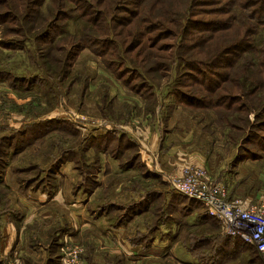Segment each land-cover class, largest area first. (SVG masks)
Returning <instances> with one entry per match:
<instances>
[{
  "label": "rangeland",
  "instance_id": "374dc122",
  "mask_svg": "<svg viewBox=\"0 0 264 264\" xmlns=\"http://www.w3.org/2000/svg\"><path fill=\"white\" fill-rule=\"evenodd\" d=\"M43 8L44 5L42 11ZM66 22L67 31L78 33L79 21ZM19 25L26 29L28 23ZM9 26L16 27L15 23ZM3 29L0 23V240L4 248H0V258H9L6 264H105L107 260L114 264H188L185 260L208 264L203 256H207L210 241L197 245L198 231H209L204 236L215 239L214 244L223 241L224 236L236 237L226 232L222 220L201 201L177 191L169 176L184 164H199L211 181L221 182L229 201L260 205L264 199V155L235 163L240 136L226 125L222 118L226 116L210 107L177 102L171 92L177 62L173 50H168L173 65L169 63L166 69L148 75L154 92L149 96L125 85L124 78H130V73L118 77L113 72L117 69L104 66L100 56L88 47L81 48L69 69L62 73L61 52L46 54V58L40 55L34 38L36 27L28 32L25 43L13 37L18 32L5 38L7 29ZM260 32L264 34L263 30ZM13 39L23 44L8 46L6 41L15 42ZM161 39L159 44L164 43L163 47L175 42L172 37ZM126 55L130 58V54ZM56 115L69 123L43 131L52 124L32 127L34 122ZM250 117L253 119L252 114ZM113 128L118 129L116 134L124 131L135 144L117 146L115 138L97 136ZM4 137L10 138L5 144L24 145L10 154V147H3ZM170 144L178 147L174 152L176 159L173 157L171 162L164 155L161 160ZM122 147L130 150L120 154ZM135 151L139 160L132 158ZM193 151L201 155L205 165L187 160ZM142 153L144 157H140ZM59 158L63 160L57 164ZM141 159L148 161L149 166L143 165ZM91 172L92 183L89 178L85 180L90 187L94 185L90 188L94 193L89 196L91 192L78 185ZM129 178L144 190V195H151L145 204L148 211L140 216L143 220L145 215L149 217L145 230L119 229V237L112 231L106 234L105 227L111 222L98 227L90 220L102 214L97 208L101 204L137 203L134 199L123 201L126 197L121 189ZM238 181L241 183L235 186ZM246 183L260 194L248 200L245 195L235 194ZM89 206L96 208V215L89 212ZM108 210V206L104 207L103 216L111 220L120 212ZM200 216L210 218L206 224L210 227H192L191 223ZM7 224L19 231L14 240L18 238L20 242H13L5 251L9 240L3 237L4 243L1 237ZM126 234H130L127 239L133 247L140 244L138 250L133 249L136 254H129L125 243L121 247L120 237ZM162 240L166 245L158 247ZM249 245H244L243 250L248 258L241 257L240 250L241 258H210L209 264H224L226 260L228 264H247L249 260L251 264H264L256 247ZM187 246L195 247L196 254ZM57 258H61L59 262Z\"/></svg>",
  "mask_w": 264,
  "mask_h": 264
},
{
  "label": "trees",
  "instance_id": "16d2710c",
  "mask_svg": "<svg viewBox=\"0 0 264 264\" xmlns=\"http://www.w3.org/2000/svg\"><path fill=\"white\" fill-rule=\"evenodd\" d=\"M70 20L80 22L78 33L67 31L66 21ZM23 21L28 23L26 29L19 25ZM0 23L4 31L7 29L5 38L18 32L13 37L24 43L29 38H26L28 32L36 27L34 38L40 55L61 52L62 73L69 69L79 50L88 47L100 56L104 66L117 69L111 71L118 77L130 73V78H124L125 85L149 96L154 92L148 75L166 69L169 63L173 65L174 59L168 52L173 50L177 62L176 81L171 92L177 102L197 108L210 107L226 116L222 117L226 125L240 136L235 163L246 157H263L264 34L260 31H264V0H0ZM11 23L16 27L9 26ZM57 35L62 36L56 38ZM163 37L174 38V44L163 47L164 43L159 44ZM13 40L15 42L9 40L6 44L18 47L23 44ZM125 54H130V58ZM125 63L132 69H126ZM84 84L87 86V82ZM62 123L69 122L56 115L34 122L32 127L52 124L43 131L59 128ZM28 125L30 123H26ZM117 130L108 129L97 136L115 138L117 146L132 145L126 133L116 134ZM5 140L10 142V138L4 137L2 141L4 149L10 147V154L24 145L5 144L8 143ZM129 150L122 147L120 154ZM136 152L132 158L138 159ZM63 159L59 158L57 164ZM88 178L92 183L94 173L85 176L78 186L91 192L94 185L90 187L85 181ZM107 206L108 211H120L114 216L112 225L115 227L127 223L137 210L136 202L127 206L108 202L99 205L98 212ZM240 241L247 243L238 236H224L221 245L214 247L215 251L210 246L207 256H202L232 258V248ZM223 242L229 250L223 248ZM201 244L204 243L198 238L197 245ZM194 248L187 246L196 254Z\"/></svg>",
  "mask_w": 264,
  "mask_h": 264
},
{
  "label": "built area",
  "instance_id": "2783aa9c",
  "mask_svg": "<svg viewBox=\"0 0 264 264\" xmlns=\"http://www.w3.org/2000/svg\"><path fill=\"white\" fill-rule=\"evenodd\" d=\"M169 179L177 191L201 201L220 218L227 233L254 245L264 260V199L260 205L247 206L237 200L229 201L221 182L211 181L206 169L195 163L184 164Z\"/></svg>",
  "mask_w": 264,
  "mask_h": 264
},
{
  "label": "crops",
  "instance_id": "0c3cea01",
  "mask_svg": "<svg viewBox=\"0 0 264 264\" xmlns=\"http://www.w3.org/2000/svg\"><path fill=\"white\" fill-rule=\"evenodd\" d=\"M163 141H164V138H163ZM159 146H161L162 147V145H159ZM174 146H172V144H170V147H169V149L165 152V154L164 153H162L161 154V160L164 158L165 159V157H164V155L166 156V158H169L170 159V161L171 162H173L176 158H175V153L174 152H176V148H178V147H174ZM179 150H181V149H179ZM138 151H140V150H138ZM194 153H196L195 151H193L192 153H190L191 154V156H189L188 158H187V160H192V161H195V162H199V163H201V164H204L205 162L201 159V155L200 154H198V155H196V154H194ZM140 157H144V154L142 153V155L140 156ZM175 158V159H172V158ZM141 161L143 162V165L144 164H146V165H148L149 166V164H148V161H145L144 159H141ZM177 164V162H174V164L173 165H176ZM205 165V164H204ZM179 167V166H178ZM163 170H168V169H166V168H162ZM132 170V169H131ZM241 183V181L239 182L238 181V183H236V185L235 186H239V184ZM115 184L114 185H112V189H114L115 188ZM241 188H242V190H237L236 189V191H235V194H238V195H240V194H242V195H245L246 196V198L245 199H251L252 197H255V196H258L260 193L258 192V190L257 191H255L254 189H252L247 183H246V187H244L243 185L241 186ZM121 191H123V196L124 197H126V199L125 200H123V201H128V200H130V199H134V200H136L137 201V206H136V211L134 212V215L129 219V221H127V223H125L124 225H119V226H116V228H114L115 226H113L112 225V222H113V220H111L109 217H104L103 216V212H105V211H102L101 213L102 214H97L96 215V208H92L91 206H89L88 207V209H89V212L90 213H95V215L97 216L95 219L93 218L92 220H90V221H95L96 222V226H98V227H100L101 225L102 226H104L105 224H108L107 222H111L110 224H108L106 227H105V233L106 234H108L107 232L108 231H112L113 233H115L116 235H118V237H119V234H117V230H119V229H124V228H126L127 229V231H130V230H133V229H136V230H140V231H143V230H145V222H148V220H149V217L147 216V215H145L144 216V218H145V220H143L140 216L142 215V214H144V213H146L147 211H148V207L147 208H145V204L148 202H150V200H151V195H147V192L145 193V195H144V190L143 189H141V188H139L136 184H132V182H131V178H129L128 179V184H126L125 186H123L122 187V189H121ZM92 193H94V192H91L90 193V195L89 196H91V194ZM159 192L157 191V194H158ZM159 195V194H158ZM264 196V195H263ZM83 200H85V199H83ZM87 202V200H85V203ZM82 204H84V203H82ZM147 209V210H146ZM108 214H109V212H108ZM98 215H100V216H103V218L104 219H101L100 218V216H98ZM99 217V218H98ZM138 217H140V218H138ZM210 218H208V217H205V216H200L199 217V219H197L194 223H191V225H192V227H194V228H199V227H201V228H203L207 223H208V220H209ZM137 223H136V222ZM207 221V222H206ZM69 224V223H68ZM162 226V225H161ZM176 227V226H175ZM206 227H210V226H208V225H206ZM160 229H161V227H160ZM169 229H171V228H168V230ZM211 228H209V230H210ZM18 233H19V231H18ZM17 232H16V230H15V228L13 227V225L12 224H7L6 225V228L4 229L3 228V231H2V239H3V237H5L7 240H9L8 241V244L9 245H5V251H7L8 249H9V247H11L12 246V243L14 242V244L15 243H19L20 242V239H15L14 240V237H15V235L16 236H18L19 237V235L20 234H18ZM207 233H209V231H203V230H200V231H198L197 232V234L198 235H195L197 238H201L202 239V241L203 242H207V243H209V241H210V246H214V247H219V245H221L220 244V242H217V243H215L214 244V241H215V239L213 240V238L212 237H208V236H204V234H207ZM167 234V232L165 233V235ZM192 234V233H191ZM130 234H126L125 236H123V237H120V239H121V247L123 246V243H125L126 245H127V248H128V250H130L131 252L129 253V254H136L135 252H134V250L133 249H136V250H138V246H140V244H137V245H135V247H133L132 245H131V243L128 241V239H127V236H129ZM178 235V234H177ZM179 236V235H178ZM5 238L3 239L4 240V243H5ZM158 241V240H157ZM167 241V240H166ZM166 241H165V243H166ZM245 242V241H244ZM228 243H229V246L230 247H232V245H231V243H230V241H228ZM238 244V246H236V247H234V248H232L233 249V253H232V258H241L242 256H243V258H248V256H245L244 254H245V252L243 251L244 250V248H245V246L244 245H249V244H247V243H243V242H239V243H237ZM16 245V244H15ZM158 245V247H164L166 244H164V240H162V242H160V244H157ZM251 245V244H250ZM249 245V246H250ZM229 246H227L224 242H223V248L224 249H227V250H229L230 248H229ZM3 247V245H2V242H1V240H0V248L1 249H3L4 250V248H2ZM35 248V247H34ZM39 250H43L41 247H37ZM255 249V248H254ZM242 251V253H241V257H239V254H240V252L239 251ZM256 250V249H255ZM34 252H36V250H33ZM257 251V250H256ZM258 252V251H257ZM43 253V252H42ZM227 253H225V255H226ZM258 254H259V256L262 258V256L260 255V253L258 252ZM163 255V254H162ZM161 255V256H162ZM3 256V255H2ZM2 256H1V258H0V264H6V262H8L10 259L9 258H2ZM7 257V256H6ZM192 258V257H191ZM163 259V258H162ZM206 260H207V262H209V260L206 258ZM185 262H187L188 264H191L192 262H191V260H185ZM238 262V260L236 259L235 260V263H237ZM246 263L247 264H251L252 262L249 260L248 262L246 261ZM105 264H114V263H111V260H107V262H105ZM224 264H228V262H227V260L224 262Z\"/></svg>",
  "mask_w": 264,
  "mask_h": 264
}]
</instances>
